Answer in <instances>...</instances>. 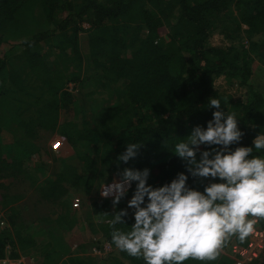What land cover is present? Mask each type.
I'll list each match as a JSON object with an SVG mask.
<instances>
[{
  "label": "trees",
  "instance_id": "obj_1",
  "mask_svg": "<svg viewBox=\"0 0 264 264\" xmlns=\"http://www.w3.org/2000/svg\"><path fill=\"white\" fill-rule=\"evenodd\" d=\"M215 32L229 39L226 48L209 43ZM258 35L262 40L254 39ZM3 44L9 49L0 50V133L21 136L6 145L0 141V215L1 207L10 206L8 220L2 216L10 228L0 227V261L19 259L29 248L53 260L65 248L60 243L65 231L76 224L67 211L26 224L22 213L27 207L16 205L22 197L11 193L12 181L28 183L41 202L53 205L64 202L70 189L90 196L124 168H148L153 187L169 183L177 173L187 175L174 147L186 141L194 127H207L217 110L209 107L211 98L220 100L226 113H235L244 133L231 149L252 147L256 134L264 133V90L252 85L254 57L264 64V0H0V47ZM220 77L246 88L245 102L217 92ZM68 83L90 84L93 91L85 97L107 92L115 104L100 108L91 128L85 129L83 122L60 123V112L75 109L78 101L64 89ZM40 130L63 136L79 167L65 165L53 177L42 173L46 178L41 180L30 172L18 149L22 157L36 152L33 140ZM132 143L143 146L134 159L120 162L118 155ZM253 155L264 157V151L254 150ZM5 179L10 183L2 182ZM208 182H194L189 176L188 185L202 191ZM134 188L135 182L124 198H131ZM109 198L94 200L90 212L101 239L111 243L109 220L127 203L122 199L114 210ZM124 219L116 228L130 231L134 220L130 214ZM257 226L264 230V221ZM232 240L228 247L248 243ZM96 241L93 245L101 249L102 240ZM123 255L129 264H144ZM211 264L235 261L220 255Z\"/></svg>",
  "mask_w": 264,
  "mask_h": 264
},
{
  "label": "clouds",
  "instance_id": "obj_2",
  "mask_svg": "<svg viewBox=\"0 0 264 264\" xmlns=\"http://www.w3.org/2000/svg\"><path fill=\"white\" fill-rule=\"evenodd\" d=\"M209 107L217 110L207 127H194L174 147L187 175L177 173L169 183L153 187L147 183L148 168H124L119 181L100 190L103 198L111 197L115 210L135 182L126 208L112 213L109 227L111 245L144 264H211L234 237L244 243L264 221V157L253 155L264 151V135H256L252 147L231 149L244 135L235 113H226L215 98ZM142 146L127 144L117 159L127 163ZM189 176L209 182L201 191L188 185ZM129 209L134 223L124 232L116 225L125 224Z\"/></svg>",
  "mask_w": 264,
  "mask_h": 264
},
{
  "label": "rangeland",
  "instance_id": "obj_3",
  "mask_svg": "<svg viewBox=\"0 0 264 264\" xmlns=\"http://www.w3.org/2000/svg\"><path fill=\"white\" fill-rule=\"evenodd\" d=\"M39 14L40 13H38V16L40 17ZM40 24L44 25V22L41 19H40ZM82 27L84 29H87L89 27V24L84 22L82 24ZM242 29L245 30L244 27H242ZM254 39L262 40V36L258 35ZM209 43L212 46L219 48H226L230 44L229 39L219 32H215L210 36ZM242 44L245 49L248 48L247 40L243 39ZM7 49H9V45L7 44H3L0 47V50H2V52L6 51ZM47 52H48L47 49H44L43 53H47ZM49 65L51 69L54 66L53 64H49ZM252 69L254 72L253 80H252L253 87L264 90V64L258 59V57H254V62L252 63ZM89 86L90 84L74 85L72 83H68L67 85H65L64 89L76 94L78 97V101L75 104L76 106L75 109L70 107L69 110L60 112L59 115L60 123L72 121L78 124L83 122L85 129L91 128L96 123V118H94V115L99 114L100 108L107 105L115 104V97L114 96L108 97L107 92L98 94L99 96L96 98L85 97V95H87L88 92L93 89V88L91 89V87ZM214 87L215 90L220 94L224 96H230L232 101L245 102L247 89L239 86L235 82H229L225 80L223 77H220L215 81ZM29 114L30 113H26L25 116ZM13 126L14 125H12V127ZM256 135H264V133H257ZM19 136H21V133H18L17 137L19 138ZM18 138L13 137V135L9 133L7 130H3L0 133V141L3 145L13 143L16 141L18 142L20 141ZM35 138L36 139L33 140V144L37 146L38 150H36V152L27 154V156L25 157H22V154L24 153L19 154V151L21 150L18 149V155L25 163V167H27L30 170V172L38 176L40 178L39 180L46 177H53L55 174L65 169L64 167L65 165H72L74 167H79L80 164L75 157L73 147L69 145L65 141L63 136H61L57 132L40 130ZM56 143L59 144L58 146L59 149L54 150L53 147ZM36 167L42 168L41 169L42 171H39V168ZM42 173L46 177L41 176ZM112 176L114 180L119 181L120 176L118 174L113 173ZM10 181L11 179L2 180V182H4L5 184H9ZM12 182L13 185L10 187L11 193L12 194L15 193L19 195V197H22V199L18 203H16V205H19L20 208L27 207L26 210H24L22 213L23 220L26 224H30L36 221L38 222L37 218L40 216L47 217L52 215V217L55 218L57 212L64 213L63 211L65 212L67 211L70 213V215L75 219L76 224L73 227H76V229L73 231L72 229L67 230V232H65L64 235L70 237L72 232L77 234L79 230L78 237L80 236L81 240H83L81 241V245L86 246V249L83 250H87L86 257H78L82 259L83 262L82 264H129L126 255H123L124 252H121L118 249H116L115 246L111 245V243L108 241L102 240L100 244L101 249H99V247L95 245L90 247L91 242L93 243L94 240H97L95 244H98L97 242L101 239V234L98 230V224L95 223L93 218L94 216H91L90 205L94 200L99 201L101 199H104L100 195V190L103 188L104 184H108V183H102L100 187L97 189V191L93 192L90 196H85L82 192L76 191L74 189H70V191L66 194L65 198L62 199L64 200V202L62 201L61 203H57L53 205L50 203L41 202L38 199L39 197L37 193L33 192L32 189L29 188L28 183L24 182V184H20L14 181ZM147 183H151L152 186L156 184L150 179H148ZM2 193L3 192L0 191V196L2 195ZM109 199H111V197ZM123 199L127 203V200H129L130 198H123ZM62 203L65 204L62 205ZM9 207H10L9 205L6 208L1 207V209L3 210H1L2 215L0 216H4V218L7 219V217L10 215ZM129 214L132 216L131 209H129ZM5 223L6 224L2 226L3 230L10 228L8 223L7 222ZM41 225L43 226L42 222ZM94 231H96V233H94ZM95 235L100 237H95V239H92L91 236H95ZM42 238H44V236H41L40 239ZM78 242L79 241L77 240V243ZM232 245H236V244L234 243ZM231 246L228 247L227 245L224 251L221 253V255L235 261V259L237 260V257L232 253ZM73 249L75 250V246ZM34 251L35 249L32 248H29L28 250V252L36 253ZM262 252L259 253L261 255L258 257L257 264H264V255L262 254ZM34 259L35 257H33V260ZM0 264H4V263L3 262L1 263L0 261ZM5 264H9V263L7 262Z\"/></svg>",
  "mask_w": 264,
  "mask_h": 264
},
{
  "label": "crops",
  "instance_id": "obj_4",
  "mask_svg": "<svg viewBox=\"0 0 264 264\" xmlns=\"http://www.w3.org/2000/svg\"><path fill=\"white\" fill-rule=\"evenodd\" d=\"M60 213L61 212H57L56 214H60ZM75 229L76 227H73L72 231ZM65 232H67V230ZM78 235H79V230L77 234L72 232L70 237L64 235L63 240H61L60 243L64 244L65 248L63 249V252L60 254V256L56 257L53 260H50L47 258L43 259V257L38 255L37 253H29V252H27L26 254L20 255L19 259H12V260L7 259V258L6 259L9 264H53V263L55 264H82L83 263L82 259L78 257H86L87 250H83V249H86V246L81 245V241L83 240H81V237L80 236L78 237ZM91 237L92 239H94L95 237H100V236L95 235ZM77 240L79 241L78 243H77ZM101 240L103 239H100V241ZM74 246H75V250L73 249ZM92 246L94 245L91 242L90 247ZM33 257H35L34 260H33Z\"/></svg>",
  "mask_w": 264,
  "mask_h": 264
},
{
  "label": "built area",
  "instance_id": "obj_5",
  "mask_svg": "<svg viewBox=\"0 0 264 264\" xmlns=\"http://www.w3.org/2000/svg\"><path fill=\"white\" fill-rule=\"evenodd\" d=\"M59 144L56 143L53 147L54 150L59 149ZM5 220L2 219V216H0V227L4 226ZM256 233L253 236H250L248 239V243L246 246H238V245H232L231 251L232 253L237 257V261L235 264H245L250 263L254 261L255 259H258V257L261 255L259 253L262 252L264 248V230L260 229L258 226H256ZM4 264L7 263V259L1 260ZM244 262V263H241Z\"/></svg>",
  "mask_w": 264,
  "mask_h": 264
}]
</instances>
